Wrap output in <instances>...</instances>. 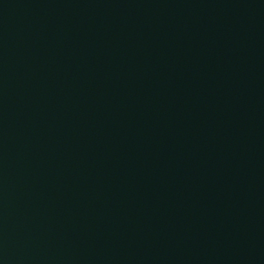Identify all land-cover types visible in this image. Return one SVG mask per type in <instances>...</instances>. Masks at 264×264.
<instances>
[{"label": "water", "instance_id": "obj_1", "mask_svg": "<svg viewBox=\"0 0 264 264\" xmlns=\"http://www.w3.org/2000/svg\"><path fill=\"white\" fill-rule=\"evenodd\" d=\"M0 264H264V0H0Z\"/></svg>", "mask_w": 264, "mask_h": 264}]
</instances>
